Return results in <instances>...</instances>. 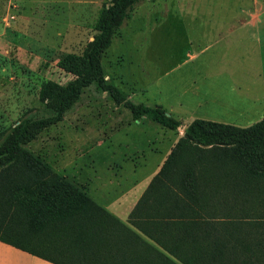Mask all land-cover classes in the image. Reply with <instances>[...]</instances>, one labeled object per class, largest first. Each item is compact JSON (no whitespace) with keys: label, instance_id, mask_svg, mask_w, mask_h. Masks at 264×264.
Masks as SVG:
<instances>
[{"label":"trees","instance_id":"obj_1","mask_svg":"<svg viewBox=\"0 0 264 264\" xmlns=\"http://www.w3.org/2000/svg\"><path fill=\"white\" fill-rule=\"evenodd\" d=\"M142 1L103 5L82 53L57 61L74 78L40 83L53 113L34 120L26 111L0 130V241L56 264H264V118L248 127L195 119L184 128L130 214L152 243L26 148L91 84L133 120L180 126L160 104L134 103L106 78L102 58Z\"/></svg>","mask_w":264,"mask_h":264},{"label":"rangeland","instance_id":"obj_2","mask_svg":"<svg viewBox=\"0 0 264 264\" xmlns=\"http://www.w3.org/2000/svg\"><path fill=\"white\" fill-rule=\"evenodd\" d=\"M83 1L85 8L80 12L79 0H0V130L12 125L26 111L34 120L53 113L39 96L40 83L53 80L64 84L74 78L60 69L57 61L66 53H82L96 33L95 23L103 5L110 0ZM175 2L197 5L198 8L187 14L162 6ZM154 5L162 7L154 9ZM134 10L145 16L150 14L146 17L149 21L144 22L141 18L138 23L135 13L118 30L102 58L106 78L128 92L137 86V82L154 81L153 76L160 71L187 69L198 64L184 56L189 46L185 38L172 37L169 31L175 26L178 29L180 20L205 18V0H144ZM79 13L86 17L84 21H78ZM121 31L127 33L123 41L117 36ZM195 49L193 42L191 50ZM5 51L7 53H3ZM118 53L123 57L115 58ZM197 61H205V53L199 52L195 56ZM163 83H168V79ZM151 86L153 88V82ZM131 101L154 105L152 100L140 94ZM126 114L131 118L129 109L115 103L107 92L91 84L67 110L61 122L42 131L26 148L87 192L97 194L102 190L99 181L106 178L131 181L142 174L150 175L163 160V149L168 144L166 139L162 140L161 153L146 154V150L143 155L130 154L131 150L129 154H123L127 151L122 142L129 136L122 135L119 141L110 142L113 134H124V126L126 134L132 133L133 125H126L133 123ZM146 120L150 125L139 133L143 134L140 138L151 136L154 139V136L172 134L170 129ZM144 158L146 165L136 163ZM147 181L145 178L141 184ZM254 209L259 215L263 214L262 206L256 204Z\"/></svg>","mask_w":264,"mask_h":264},{"label":"crops","instance_id":"obj_3","mask_svg":"<svg viewBox=\"0 0 264 264\" xmlns=\"http://www.w3.org/2000/svg\"><path fill=\"white\" fill-rule=\"evenodd\" d=\"M79 3L81 4L79 11L82 12L85 1L79 0ZM192 5L175 2L162 6H170L175 11L181 10L190 14L188 12L198 8L197 5ZM162 6L154 5V9ZM135 13L139 18L138 23L141 18L144 22L149 21L146 17L150 14L146 16L141 12L138 14L136 10L131 12L129 19ZM79 15L77 18L79 22L86 19L82 13ZM179 22V28L172 27L169 33L172 37L179 35L185 38L189 46L184 56L192 59L190 62L198 64L187 69L160 71L153 76L154 81L146 79L137 82V86L128 92L121 86L118 87L129 100L140 94L141 97L152 100L153 104H160L169 115L181 122L180 126L176 130H170L172 134H163V137L140 138L143 134L139 133H143L142 130L150 125L146 122V117L133 120L126 114L133 123L126 125H133L130 130L132 133L126 134L124 126L122 128L124 134H113L110 139V142H115L119 141L122 135L126 138L129 136L130 138L122 142L127 151L123 154H129L128 151L131 150L130 154L137 155L145 154L146 150L148 151L146 154L161 153L162 140L166 139L168 144L163 149V160L157 164L156 169L150 171V175L142 174L131 181H123V178H106L99 181L102 187L99 193L88 192L96 203L127 225L135 234L148 239L151 243L153 241L130 222V214L178 138L183 135L184 128L195 119L248 127L264 118V0H205V18ZM126 34L121 31L117 36L123 41ZM193 42L197 48L195 50H191ZM199 52L205 53V61L202 63L195 62V56ZM14 56L18 58L17 55ZM121 56L123 57V54L118 53L115 58ZM167 79L168 83L164 84ZM151 82L154 83L153 88ZM146 160L144 158L136 163L146 165ZM123 165L125 166V162ZM145 178L148 181L142 185L141 182ZM120 242L130 243L125 238ZM0 264L56 263L0 241Z\"/></svg>","mask_w":264,"mask_h":264},{"label":"water","instance_id":"obj_4","mask_svg":"<svg viewBox=\"0 0 264 264\" xmlns=\"http://www.w3.org/2000/svg\"><path fill=\"white\" fill-rule=\"evenodd\" d=\"M93 39V37L91 38V40ZM168 114V113H167ZM169 115V114H168Z\"/></svg>","mask_w":264,"mask_h":264}]
</instances>
